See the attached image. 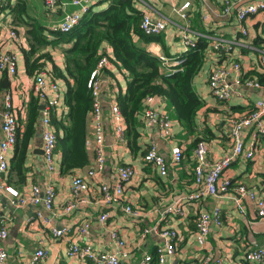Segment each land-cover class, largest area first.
Instances as JSON below:
<instances>
[{
	"label": "crops",
	"instance_id": "1",
	"mask_svg": "<svg viewBox=\"0 0 264 264\" xmlns=\"http://www.w3.org/2000/svg\"><path fill=\"white\" fill-rule=\"evenodd\" d=\"M18 0H3L0 6V52L8 50L17 53L16 74L8 76L0 73V96L5 93L11 95L13 112L17 119V136L23 134L26 124L27 103L34 96L33 74L25 69L22 48L26 47L25 33L22 25L13 23L12 7ZM26 14L36 19L46 28L57 25L66 12L75 11L76 7L69 0H58L55 7L47 9L42 0H24ZM185 1L190 2L183 18L173 10ZM136 7L144 14L155 18H164L167 25L161 32L165 42V50L157 42L147 45L153 54H162L168 58L164 71H173L176 61L186 51L181 41V34L187 29L193 40L205 38L208 40L204 63L193 78V87L203 104L195 117L196 131L193 135L187 133L175 117L172 105L164 98L156 97L150 106L159 113L166 114L172 122L171 135L161 134L160 126L155 124L146 127L138 125V137L135 149L124 140H118L114 135V121L110 116V107L116 103L115 96L126 89V72L116 64L102 76L101 107L103 111V129L105 143V162L102 170L94 177L87 176V170L93 163L94 153L87 147L89 162L82 168L71 172L61 173V152L55 151V165L49 171L44 163L42 150V127L40 125L41 112L39 110L36 129L26 146L24 181L18 183L15 174L11 173V158L14 155L15 144L9 149L8 169L5 182L22 196L32 192L34 185L39 186L41 193L52 185L55 195L51 209H46L42 203L19 205L13 202L11 195L0 189V219H5L8 234L0 239V247L7 254V264H28L31 255L38 247L47 251L44 263L50 264H92L86 259L70 258L67 255L69 244L75 240L80 244L89 243L96 250L112 251L115 240L111 233L115 232L124 241L123 249L126 257H121L123 264H139L145 254L154 255L162 238L154 231H149L141 237L144 228L157 225L161 228H173L176 233L175 253L166 256L163 264H196L200 257L210 254L222 257L225 264H264L262 261L247 260L246 253L255 246L264 247V217L257 215L255 200L245 197L241 200L239 209L230 193L206 195L197 200H184L191 191L199 189L193 182V140L201 137L207 145L209 161L225 156L233 147V140L228 131L227 119L240 117L247 113L256 100L260 99L263 89H247L242 87L239 92L225 102L218 101L210 92L207 80L210 70L217 64L229 65L231 61H239L248 72L257 79L264 81V74L257 61L258 49L264 48V36L261 34V21L264 13L249 16L244 25L248 33L238 34L234 16L224 17L221 14L223 0H135ZM90 9H100L102 5L92 0ZM105 4H103V7ZM11 25L19 36L16 43L2 37L7 25ZM215 40L235 41L229 50L221 53L213 49ZM66 44L47 46L51 59H45L42 66L59 85L60 102L54 114L58 117L67 113L64 103L65 82L59 77H53L52 63L61 70L64 69L63 47ZM108 50H111L109 47ZM168 54H167V53ZM233 76V74H231ZM39 102V101H38ZM40 105V103H39ZM264 123V114H263ZM141 119V118H140ZM197 134V135H196ZM246 147L253 148L254 157L246 159L243 155L235 158L226 170L231 178L232 186L244 184L252 189L256 196H264V136H253V129L242 130ZM3 138L0 132V140ZM87 138H92L90 120L87 124ZM154 143L158 151L168 163L167 173L161 175L158 169L143 159V154L149 144ZM178 145L182 149L183 157L180 162L173 163L171 149ZM120 165L131 166L134 170L129 180L124 182L122 198L106 207L99 202V184L113 182L116 170ZM79 174L88 181V192L74 194L71 180ZM11 177V182L8 178ZM84 198L85 202L77 204L70 211H65V205L71 200ZM182 203V204H181ZM127 204L137 207L141 211L139 218L125 213L123 207ZM181 204L182 213H165L172 205ZM218 208L222 223L212 226L205 242L199 244L195 237V220L199 213ZM106 211L108 217L100 222L98 216ZM41 212L44 220L36 217ZM89 222L90 227L86 235H79L78 227ZM66 227L68 232L63 237L52 234V228ZM39 262V264H41Z\"/></svg>",
	"mask_w": 264,
	"mask_h": 264
},
{
	"label": "built area",
	"instance_id": "2",
	"mask_svg": "<svg viewBox=\"0 0 264 264\" xmlns=\"http://www.w3.org/2000/svg\"><path fill=\"white\" fill-rule=\"evenodd\" d=\"M3 0H0V6ZM58 0H42L43 5L47 8L56 6ZM70 4L76 7L75 11L66 12L61 21L51 27L52 30L60 32H69L75 26L81 17L90 8L92 0H69ZM190 6L189 1H185L179 7H173L181 17H186V10ZM264 13V0H223L221 14L224 17L234 16L238 34L247 35L248 30L244 25L246 19L254 14ZM167 20L164 18H155L150 14L144 13L140 22V27L145 34H157L165 30ZM261 34L264 36V19L261 21ZM7 38L8 41L16 43L19 36L17 31L9 24L1 35ZM181 41L185 50H189L194 46L195 40L189 37L185 28L181 34ZM235 41L215 40L212 47L217 52L221 53L224 50H229ZM17 53L3 50L0 52V73H5L8 76L16 74ZM162 65H167L168 58L162 54H158ZM111 50L107 48L102 51L96 66L90 73L87 82V87L91 91L92 110L89 114V120L92 127V138L86 139V147H91L94 153L92 165L87 170V176H96L103 168L105 162V143L103 129V111L101 107V91L103 87L102 76L105 74V69L112 66ZM257 61L264 74V48L258 49ZM181 61H176V65ZM233 74V76H231ZM207 84L211 94L220 102L228 101L233 94L240 93L242 87L249 89H263L264 86L258 79L248 72L241 62L231 61L227 66L219 63L215 65L209 72ZM34 96L42 106L39 108L41 112L40 125L42 127V155L46 168L53 171L55 165L56 133L51 122L50 113L57 111V106L60 102V90L58 83L50 77V74L40 68L33 74ZM160 96H146L143 100V108L141 111V121L146 127H152L155 124L160 126L161 134L165 137L171 135L172 122L170 118L153 109L150 104L153 99ZM264 94L256 100L253 107L240 117L230 116L227 119L228 131L233 140L232 149L223 157L209 161L207 158L208 145L204 140H199L193 147V182L199 189L195 192L191 191L186 195L184 200H197L206 195H218L231 193L233 195L236 206L241 209V200L245 197L255 200L257 207V215L264 217V196H256L254 191L246 185L240 183L232 186L231 178L225 173L231 162L240 155L246 159L254 157L253 148L246 147L243 141L242 130L244 128H252L253 136H264ZM110 116L114 121V135L118 140L125 138V123L117 103L110 107ZM58 117V116H57ZM0 132L3 138L0 140V189L7 191L13 202L19 205L28 203H42L46 209H51L55 190L52 185L45 188L41 193L39 186L34 185L32 192L27 196L20 195L17 190L8 186L5 182V174L8 169V151L16 142L17 134V119L13 112L11 95L5 93L0 96ZM183 157L182 149L176 145L171 149V159L173 163H178ZM145 162L156 167L161 175L167 173L168 163L154 143L149 144L143 154ZM116 177L113 182H102L99 184L100 198L99 202L108 207L122 198L124 182L130 179L134 170L131 166L120 165L116 170ZM71 189L74 194L86 193L90 186L84 176L76 174L71 180ZM85 202L84 198L69 201L64 209L70 211L77 204ZM182 204V203H181ZM181 204L169 206L165 213H182ZM125 213L134 218L141 216L139 208H135L130 204L123 207ZM36 217L45 219L41 212H36ZM108 217L106 211L101 212L98 216L100 222L105 221ZM222 223L221 214L218 208H213L211 211H205L198 214L195 220V237L199 244H203L212 226H220ZM90 227L89 222H84L78 227L79 235H86ZM154 231L162 238V243L157 246L154 255L145 254L139 264H163L166 256H171L175 253V241L177 233L173 228H159L154 225L151 228H144L141 237L144 238L149 231ZM68 232L66 227L52 228V234L57 237H63ZM8 234L7 223L5 219H0V239L6 238ZM115 240V249L112 251L96 250L89 243L80 244L73 240L67 249V255L70 258L86 259L92 264H123L121 257L127 256V251L124 250V241L118 237L115 232L111 233ZM47 251L44 247H38L34 250L28 264H50L44 263ZM247 260L262 261L264 259V247L255 246L245 255ZM8 254L3 247H0V264H7ZM196 264H225L222 257L211 256L205 254L200 257Z\"/></svg>",
	"mask_w": 264,
	"mask_h": 264
},
{
	"label": "trees",
	"instance_id": "3",
	"mask_svg": "<svg viewBox=\"0 0 264 264\" xmlns=\"http://www.w3.org/2000/svg\"><path fill=\"white\" fill-rule=\"evenodd\" d=\"M97 4L102 7L97 10L89 8L79 22L65 33L46 28L27 16L24 0H18L11 9L13 23L24 28L26 47L22 48V54L28 74H34L45 64V59H51L49 52L45 51L47 46L67 45L62 49L64 69L54 63L51 68L53 77L61 78L66 85L64 103L67 113L60 117L52 111L50 113L57 138L56 147L61 152V173L82 168L89 162L86 139L92 96L87 82L102 51L108 47L111 49V62L126 72V89L119 91L115 99L131 149L136 146L146 96L166 99L172 105L177 120L191 135L197 129L195 117L203 104L192 82L204 63L207 39L198 38L194 46L180 57L182 61L172 67L173 71H164L159 57L147 49L149 43L157 42L164 52L163 35L161 32L145 34L142 31L140 22L143 13L136 7L135 0H97ZM107 71L105 69L104 72ZM258 81L264 86V81L259 78ZM39 106L37 98L32 95L27 103L25 130L15 142L10 171L15 174L18 183L24 181L26 146L36 129ZM199 140L203 139L195 136L193 147ZM8 182H11V177Z\"/></svg>",
	"mask_w": 264,
	"mask_h": 264
},
{
	"label": "water",
	"instance_id": "4",
	"mask_svg": "<svg viewBox=\"0 0 264 264\" xmlns=\"http://www.w3.org/2000/svg\"><path fill=\"white\" fill-rule=\"evenodd\" d=\"M41 107H42V106L40 105L39 108H41ZM40 151H41L40 153H42V150H40Z\"/></svg>",
	"mask_w": 264,
	"mask_h": 264
}]
</instances>
